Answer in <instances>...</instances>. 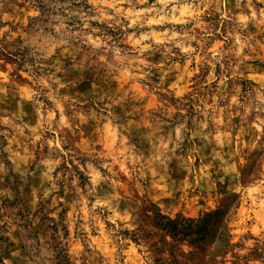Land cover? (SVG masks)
I'll list each match as a JSON object with an SVG mask.
<instances>
[{
  "label": "clouds",
  "instance_id": "obj_1",
  "mask_svg": "<svg viewBox=\"0 0 264 264\" xmlns=\"http://www.w3.org/2000/svg\"><path fill=\"white\" fill-rule=\"evenodd\" d=\"M0 264H264V0H0Z\"/></svg>",
  "mask_w": 264,
  "mask_h": 264
}]
</instances>
